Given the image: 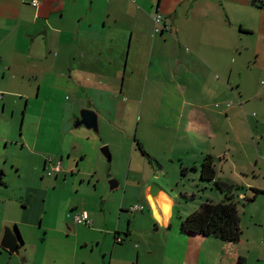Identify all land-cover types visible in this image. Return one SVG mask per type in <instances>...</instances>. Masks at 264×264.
<instances>
[{"label": "crops", "instance_id": "1", "mask_svg": "<svg viewBox=\"0 0 264 264\" xmlns=\"http://www.w3.org/2000/svg\"><path fill=\"white\" fill-rule=\"evenodd\" d=\"M140 1L155 4V0H40L39 6L33 7L30 0H0L1 98L5 100L6 96L25 94L32 87V80L38 82L40 74L57 79L53 88L63 90L74 83L80 91L79 99L67 102L68 108L63 111L61 123L51 131L59 132L57 140L61 141L59 146L63 152L60 159L63 161L67 156L71 162L66 163L65 171L46 179L42 172H45L47 156L51 153L37 151V148L30 151L40 162L33 167V182L26 184L18 197L24 199L35 193L36 207L34 202L28 207L17 196L12 197L11 184L5 181L7 169L0 163V264H7L11 259V253L1 246L7 226L14 230L19 242L23 240L25 243L20 223L35 230L36 236L30 237L31 242H46L45 251L49 255L45 258H51L57 264H237L240 257L246 259V264L264 263L262 254L253 262L250 259L264 232L252 239L242 228L241 213L243 236L238 243L184 236L179 232L180 220L175 227L172 218L180 211L176 198L180 197V191L187 190L181 188V183L171 188L160 182L170 193L162 192L159 202L162 208L157 213L148 196L149 185L157 180L155 174L147 181L132 179L131 167L127 186L132 183L139 195L138 199L129 196L122 201L121 210L126 212L124 221L120 215L116 227H113L105 219L108 225L103 229L99 221V225L83 227L73 220L74 211L85 210L80 209L79 200L74 201V195L79 191L73 182L77 178L78 183L86 181L84 171L76 176L71 174L80 170V159L82 162L86 154L83 141L79 139L80 133L76 131L79 128L72 125L73 114L90 107L99 113V123L102 114L124 116L129 109L121 106L120 94L134 95L140 89L145 93L148 90L159 93L160 81L155 80L163 74L169 80L166 87H170L169 100L173 107L168 105L162 92V97L154 101L159 115L158 119L154 117V122L157 124L165 119L169 109L174 108L177 112L173 133L169 137L173 153L177 150L176 143L181 150L184 149L183 153L188 149L194 152L192 162L199 163L204 156L211 154L216 158L218 179L245 190H264V119L253 123L251 120L231 121L228 125L226 118L236 106L233 103L229 107L230 95L238 92L241 97L244 85L248 83L249 77H243L241 73L246 63L253 62L254 67L264 68V26L258 27L256 23V15H260L256 1L159 0L155 13ZM157 14L163 16V23L168 26L163 32H155L154 17ZM261 16L263 22L264 13L261 12ZM63 74L68 77L61 78ZM121 76L124 82L117 91L114 82ZM36 86L35 89L41 90L43 83L39 81ZM34 93V90L26 93L28 102L35 99ZM42 107L47 108V103ZM105 108L109 111L104 112ZM3 121L14 123L7 117H3ZM80 128L89 136L84 126ZM225 133L236 135L235 141L229 140L231 146L228 147L235 153H229L227 158L228 151L221 149ZM65 136L71 139L70 142ZM242 137H245L244 141ZM164 138L154 134L157 142ZM213 138H217L219 148L214 154L210 153ZM45 139L48 142V138ZM142 141L147 154L137 150L139 155L148 159L154 168L156 164L161 168L160 159L164 154L153 151L156 147L150 138L143 137ZM244 142L251 148L253 156L242 151ZM13 143H16L15 137L10 135L8 128L0 133V144L9 146ZM17 143L23 146V150L30 146L25 137L17 139ZM202 144L209 145L207 154L199 150ZM222 160L225 161L221 163ZM181 164L185 166L183 162ZM16 172H19L18 168ZM59 190L64 191L62 195H66V204L59 203L55 207ZM246 196L250 195L243 191L237 201H244ZM44 199L51 203L44 204ZM87 201V198L83 200V206H87ZM134 203L144 204L145 209L131 211L130 206ZM1 209L5 214H1ZM147 209L153 214L145 215ZM131 212H141L145 216L139 219ZM95 215L92 217L96 220L99 216ZM243 215L256 225H264V195L245 205ZM59 235L65 236L66 241H61L67 248H56ZM86 251L88 253L83 256ZM39 260L45 264L44 251L42 260Z\"/></svg>", "mask_w": 264, "mask_h": 264}, {"label": "rangeland", "instance_id": "2", "mask_svg": "<svg viewBox=\"0 0 264 264\" xmlns=\"http://www.w3.org/2000/svg\"><path fill=\"white\" fill-rule=\"evenodd\" d=\"M158 1L159 0H155V4H153L154 2H143H145L144 6L151 9L152 13H155V7ZM254 1H256L255 5L258 12L260 13V15H256L257 26L260 27L261 24L264 26V20L262 22L261 16V12L264 13V0ZM143 2L140 1L141 4H143ZM246 65L245 69L241 73L243 77H249L248 83L244 85V92H241V97L239 96L240 94H238V92L237 95H230V98H232V100L228 102L229 107H231V104L233 103L236 104V106L233 108L230 114L226 115L228 125L231 124V121L241 122L240 120H251V122L253 123L256 120L264 119V85L262 84V82H264V68H261L259 66L254 67L253 62L249 64L246 63ZM63 77L68 76H64L63 74L61 78ZM61 78L60 80L62 81ZM28 79L32 80L31 78ZM39 81L43 83V88L41 90L35 89V86ZM155 81H160L159 91L161 92L159 93L154 91L149 92V90L145 93L143 89H140V91H138V93L134 95L120 94L118 101H120L121 106H123L124 108L127 106L129 112L120 117H113V114H109L106 116L105 114H102V118L99 123V132L85 127L87 129V132H89V134H87L89 136H86V132L84 129L81 130V128H79L76 130L80 133L79 139L83 141L84 152L86 153L82 162L80 159V170L81 172H85L83 176L86 175V181L85 183H78L77 178L73 182L77 184L79 191V194L76 193L74 195V201L77 202L79 200L80 209L89 211L92 220V223L90 225L82 224L83 227H93L95 224L99 225L97 221L102 222V224H100V227H103V229H107L108 224L116 227L120 215L123 216L124 221L126 212L121 210L122 201L125 197L128 198L129 196H131V198L136 197L138 199L139 195V193L133 188L134 186H132V183H130L131 185L127 186L128 170L130 169V167L132 168V179L143 178L147 181L153 174H155L157 180L154 181L156 182L166 183L171 188H174L179 183H184L185 189L187 191L191 192L192 190H195L194 186L197 184V180L200 178V173L199 171L194 172L192 169H189L186 177H182L181 167L183 166V164H181V162L184 163V167L189 168L193 167V165L191 166V164H197L200 166V162H192L191 158H193L194 152L191 149H188L189 152L187 150V152L183 153L184 149L181 150L179 144L176 143H174V146L177 148V150H175L176 152L173 153V143L172 140H169V137L173 133L177 112L174 110V108L169 109L168 111H166L167 117L165 119L157 124H155L154 122L155 119L159 118L158 111H155L154 108V101L162 97V92L165 94V99L168 101V105L172 106L169 100L171 95L169 92L170 87H166L169 84V80L165 78V74H163L160 79H156ZM38 82L32 80V87L28 89L29 91H26L23 95L6 96L5 100L0 96V133H3L4 130L8 128L10 131V135L12 137H15L16 142L10 144L9 146L0 144V163L7 169V172H5V181L11 184V187L13 189L12 197L17 196L16 198L19 201H22L28 207H31L33 202L35 203L36 207V204L38 202L37 195L35 193L33 195H27L24 199L19 198L18 195H20V191L24 190L26 184L33 182V167L36 166L37 162H40V159H38V157H34L32 152L30 151L33 148H37V151L41 150L45 153H51L58 159L61 158V155H63V152H61L59 146L61 144V141L57 140L59 132L51 131L54 128H57V126L61 123L60 118L64 111L62 105L65 102H71L79 99L80 94V91L77 89L78 85L76 86L74 83L63 90H58L56 88H53V86H56L57 79L43 77L41 74L38 78ZM123 82L124 78H122V76L120 77V79L116 78L114 82V85L117 84V86L115 85V90L118 91V87H122ZM33 90L35 92L33 94V97L35 99H31L30 102H28L26 93H31L33 92ZM38 91H40V95H38ZM36 101H38L39 103ZM241 102L243 103V106H241ZM45 103H47L48 107H45L43 109L42 105ZM38 104H40L41 106H39ZM108 109L109 108H105L103 109V111L108 112ZM3 117H7L8 120L13 121L14 123L11 124L8 122H4ZM148 118L153 120L147 121ZM262 129H264V124H262ZM154 134L165 138L162 142H157V140H154ZM67 136H65L67 138L66 140L70 142L71 139ZM24 137L30 143V146H27L28 149L23 150V146L21 147V144L17 143V139H24ZM143 137L150 138L152 144H154L156 147L153 151H156L158 154H164V156H162V158L160 159V162L162 164L161 168L157 164V168H154L150 164L148 159H144L139 155L140 153L137 150H139L140 152L141 150L138 148L136 140L139 139L143 143ZM234 137L236 138V135H226V133L223 136V138H225V142L221 149H226V151H228V153L226 154V158L227 156H230L229 153H235L234 149H231L229 151L228 148L229 146H231L229 144V140L232 139V141H235ZM45 138H48V142ZM244 139L245 137H242L243 141ZM195 142L196 144H199L196 139ZM211 143L213 150H211L210 153L214 154L215 150H219L217 138H213ZM180 144L185 145V142H180ZM107 145L109 146L112 153L111 162L108 161L106 155L102 150V148ZM148 148L151 149L150 146ZM149 149L147 150L148 152ZM199 150L204 151L207 154V152H209V145H199ZM180 151L181 153H179ZM242 151L248 154L247 156H253L251 148L245 142L243 143ZM43 155H41V160L43 159ZM224 161L225 160H222L221 163H223ZM68 162L70 161H68L66 156L63 159V168ZM17 168L19 169V172H16ZM62 171H65V168L62 169ZM227 171H229V169H227ZM42 173L46 175V179L53 178L47 175L46 171H43ZM109 174L111 176H109ZM89 179H91V182L89 181ZM111 179H117L118 181H120L121 186L113 191H110L109 188ZM73 189H76L75 185H73ZM213 190L214 191H212L211 187H209V189L205 193H197L196 198L194 199H181L179 197L178 201L180 211L178 214H176L177 217L175 215V217L172 218L174 226L178 227L177 220H180V216H182V218L187 217L191 212L198 208L202 199L208 197L216 202H220L224 199V195H219L220 193H218V191L214 188ZM63 192L64 191L61 190L58 191V194L56 196V204L54 205L55 207L59 203L60 205L66 204V195H62ZM215 196H218L219 198H216ZM85 198L88 199L86 207L83 206V200ZM143 199L144 201H146L145 198ZM46 202L48 204L51 203L49 200L44 199L43 203L45 204ZM245 205L242 201L238 204L239 213H241V216L243 217L242 228L246 234H249L252 239H254L253 237L256 234L264 232V225H256L255 222L252 221L249 217L243 215V208ZM148 209L144 212L147 216L151 213L153 214V212H150V210ZM133 213L134 212H131L132 216L136 215V217H138L139 219H142L141 217L145 216L142 215L141 212H137L135 214ZM1 214H5V211L3 209H1ZM92 215L99 217H97L95 220ZM69 216L71 217V215ZM105 219L108 221V224L105 222ZM125 223L127 228L128 221ZM82 226L80 227L81 232L83 231ZM19 227H21L24 232L25 243H23V240L21 239L22 242L20 254L9 255L12 260L10 259L7 264H41L39 258L42 260L43 251L45 264H57V262H53L51 258L50 260H47L45 258H48L49 255V253L45 251L48 247V245H46V242L44 244L31 242L30 237L36 236V232L33 228L28 227V225H25L23 223H20ZM173 232H176L175 229ZM58 237L59 241L57 242L56 248L57 246L58 248L62 249L67 248L68 246H66V244L62 242L63 240L66 241L65 236L63 237L62 235H59ZM263 240L264 237L261 236L259 241L260 245L257 247V250L253 252L254 256H251L250 258L252 262L255 261L257 257H260L261 254L264 261ZM87 253V251L83 253V256ZM95 253H98V251H95ZM52 255L53 254H50V256ZM65 256L67 255L65 254Z\"/></svg>", "mask_w": 264, "mask_h": 264}, {"label": "trees", "instance_id": "3", "mask_svg": "<svg viewBox=\"0 0 264 264\" xmlns=\"http://www.w3.org/2000/svg\"><path fill=\"white\" fill-rule=\"evenodd\" d=\"M137 145L143 154H147L142 143L137 140ZM161 165V164H159ZM200 173V178L194 186L195 190L180 191V198H196L197 193H205L209 187L211 190L216 189L219 195H224V199L216 202L210 198L202 199L198 208L191 212L187 217L180 218L179 232L187 237H205L215 238L226 243H238L243 236V230L240 226L239 207L240 201H237L240 193L247 192L250 196H246L245 204L255 201L257 197L264 195V190L251 188L245 190L239 185H235L229 181H222L217 178L216 158L208 154L200 162V167L193 166L181 167L182 177H186L188 170ZM0 179L1 173H0ZM2 183V182H1ZM185 188V184L180 185ZM237 264H246V259L240 257Z\"/></svg>", "mask_w": 264, "mask_h": 264}, {"label": "water", "instance_id": "4", "mask_svg": "<svg viewBox=\"0 0 264 264\" xmlns=\"http://www.w3.org/2000/svg\"><path fill=\"white\" fill-rule=\"evenodd\" d=\"M81 126H84L88 129L99 132V113L91 108H82L80 110L79 118L76 120L73 127L80 128ZM102 150L104 154L106 155L108 161L112 160V153H111L109 146L108 145L104 146ZM80 173H81V170L77 169L76 173L73 175L76 176ZM120 186H121L120 181H118L117 179H111L109 190L113 191L119 188ZM162 192H165L167 194L170 193V191H168L159 182L154 181L149 185L148 196L157 213L161 212V208H162L159 205ZM178 198H176L177 201H178ZM1 246L5 250H8L11 254H16V255L20 254L21 242H19L14 230L9 226L5 228V232L1 240Z\"/></svg>", "mask_w": 264, "mask_h": 264}, {"label": "built area", "instance_id": "5", "mask_svg": "<svg viewBox=\"0 0 264 264\" xmlns=\"http://www.w3.org/2000/svg\"><path fill=\"white\" fill-rule=\"evenodd\" d=\"M30 4L33 7H38L40 4V0H30ZM156 27L155 32H163L165 29H168V26L163 23V16L161 14H157L155 17ZM264 85V82H262ZM63 168V161L58 159L56 156L50 154L47 156L46 168L45 171L47 175L54 176L58 174ZM145 209L144 204L142 203H134L130 206L131 211H143ZM73 220L77 224H86L90 225L92 223L91 218L89 217V213L87 210H76L72 214ZM119 241H122V238H118Z\"/></svg>", "mask_w": 264, "mask_h": 264}, {"label": "flooded vegetation", "instance_id": "6", "mask_svg": "<svg viewBox=\"0 0 264 264\" xmlns=\"http://www.w3.org/2000/svg\"><path fill=\"white\" fill-rule=\"evenodd\" d=\"M63 109L64 110H66V108H68V106H67V102H65L63 105ZM86 108H90V107H86ZM80 112V111H79ZM79 112H75L74 114H73V117H72V125H74V123L76 122V120L79 118V115H80V113ZM80 165V164H79ZM45 168H46V166H45ZM76 173V171L74 172V171H72V175L73 174H75Z\"/></svg>", "mask_w": 264, "mask_h": 264}]
</instances>
